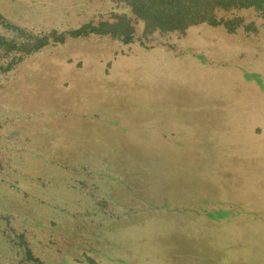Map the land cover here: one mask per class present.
<instances>
[{"label": "rangeland", "instance_id": "rangeland-1", "mask_svg": "<svg viewBox=\"0 0 264 264\" xmlns=\"http://www.w3.org/2000/svg\"><path fill=\"white\" fill-rule=\"evenodd\" d=\"M122 9L0 0V264H264L263 20L54 40Z\"/></svg>", "mask_w": 264, "mask_h": 264}, {"label": "trees", "instance_id": "trees-1", "mask_svg": "<svg viewBox=\"0 0 264 264\" xmlns=\"http://www.w3.org/2000/svg\"><path fill=\"white\" fill-rule=\"evenodd\" d=\"M123 7V14L116 16L114 22H102L96 26L86 25L75 31H67L57 35L56 42H62L65 36L79 37L89 33L110 35L124 41L132 40L135 29L132 22L142 27V35L158 33L165 35L174 32H185L188 28L201 24L212 26L224 25L232 31L236 22L217 21V12L253 9L263 20L264 0H111ZM232 26V28H231ZM15 28V27H14ZM22 34L20 29L15 28ZM30 36L25 42L18 43L15 39L7 40L0 36V50L5 54L13 52V61L20 60L23 54H30L50 43V38ZM11 64L4 68L0 65V72L7 71Z\"/></svg>", "mask_w": 264, "mask_h": 264}]
</instances>
